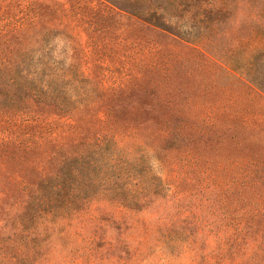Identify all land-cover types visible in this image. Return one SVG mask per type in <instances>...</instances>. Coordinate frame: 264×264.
<instances>
[{
    "label": "rangeland",
    "instance_id": "obj_1",
    "mask_svg": "<svg viewBox=\"0 0 264 264\" xmlns=\"http://www.w3.org/2000/svg\"><path fill=\"white\" fill-rule=\"evenodd\" d=\"M0 67V264H264V0H0Z\"/></svg>",
    "mask_w": 264,
    "mask_h": 264
},
{
    "label": "trees",
    "instance_id": "obj_2",
    "mask_svg": "<svg viewBox=\"0 0 264 264\" xmlns=\"http://www.w3.org/2000/svg\"><path fill=\"white\" fill-rule=\"evenodd\" d=\"M13 71H15V73ZM18 74V70H8L0 67V88L5 90L4 95L10 93L14 87H16V89L21 87V77Z\"/></svg>",
    "mask_w": 264,
    "mask_h": 264
}]
</instances>
